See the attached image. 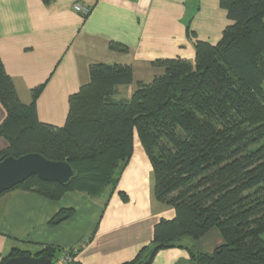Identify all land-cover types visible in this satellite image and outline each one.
Here are the masks:
<instances>
[{
	"label": "trees",
	"instance_id": "obj_1",
	"mask_svg": "<svg viewBox=\"0 0 264 264\" xmlns=\"http://www.w3.org/2000/svg\"><path fill=\"white\" fill-rule=\"evenodd\" d=\"M229 23L218 40L194 39V59H155L162 68L148 82L137 81L128 97L116 98L132 83V68L92 63L89 80L68 97L62 125L42 122L35 100L18 97L0 58V102L6 115L0 136L7 146L0 160L38 152L66 160L75 176L62 185L32 175L12 188L58 199L67 190L110 196L131 158L134 142L152 168L155 199L172 206L161 218L152 246L122 264H150L154 253L182 246L215 227L224 242L213 252L190 251V264H264V0H219ZM112 49H125L111 42ZM72 213L60 210L56 224ZM51 260L55 249L41 251ZM29 254L13 248L0 264ZM40 255L39 253L36 254Z\"/></svg>",
	"mask_w": 264,
	"mask_h": 264
},
{
	"label": "crops",
	"instance_id": "obj_2",
	"mask_svg": "<svg viewBox=\"0 0 264 264\" xmlns=\"http://www.w3.org/2000/svg\"><path fill=\"white\" fill-rule=\"evenodd\" d=\"M75 4L88 12L80 13ZM228 23L219 0H0V58L20 100L29 103L31 89L42 84L37 117L62 125L68 97L89 80L90 64L130 65L132 83L118 86L115 96L128 97L137 81L148 82L162 71L153 60H193L194 39L215 42ZM111 42L125 49H112ZM5 115L0 102V122ZM6 146L0 136V150ZM62 209L72 213L51 224ZM174 216V208L153 195L152 168L136 139L108 197L67 190L49 199L20 187L0 193V261L13 248L37 256L52 247V262L75 248L69 264H122L152 246L161 218ZM180 240L182 246L157 250L150 264H190V251L211 253L224 242L215 227L198 239Z\"/></svg>",
	"mask_w": 264,
	"mask_h": 264
},
{
	"label": "water",
	"instance_id": "obj_3",
	"mask_svg": "<svg viewBox=\"0 0 264 264\" xmlns=\"http://www.w3.org/2000/svg\"><path fill=\"white\" fill-rule=\"evenodd\" d=\"M35 175L43 181L67 184L75 176V170L66 160L48 159L38 152H28L18 157L7 156L0 160V193ZM47 255L13 256L3 264H49Z\"/></svg>",
	"mask_w": 264,
	"mask_h": 264
},
{
	"label": "built area",
	"instance_id": "obj_4",
	"mask_svg": "<svg viewBox=\"0 0 264 264\" xmlns=\"http://www.w3.org/2000/svg\"><path fill=\"white\" fill-rule=\"evenodd\" d=\"M74 8L84 15L88 12V8L81 7L77 4L74 5ZM76 251L77 250L75 248L63 251L59 258L53 262L51 260L49 264H69L72 261L73 255L76 253Z\"/></svg>",
	"mask_w": 264,
	"mask_h": 264
}]
</instances>
